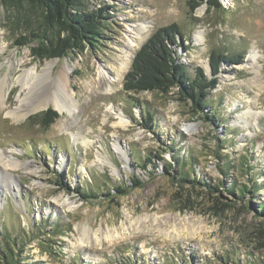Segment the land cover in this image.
Wrapping results in <instances>:
<instances>
[{
    "label": "rangeland",
    "instance_id": "obj_1",
    "mask_svg": "<svg viewBox=\"0 0 264 264\" xmlns=\"http://www.w3.org/2000/svg\"><path fill=\"white\" fill-rule=\"evenodd\" d=\"M187 1L79 0L81 12L102 9L104 14L92 29L98 33L91 34L96 46L83 42L58 58L34 54L39 38L25 39L43 34L51 51L63 36L54 27L46 29L40 9L27 0H19L18 6L0 0V82L5 78V104L0 103V241L13 237L23 244L20 258L25 260L19 264H249L250 259L251 264H264L263 225L252 210L258 199L246 194L233 201L223 187L222 193L213 191L222 182L226 187L231 181L244 183L238 168L245 161L253 168L250 174L258 175L264 200V0H218L221 8L204 3L194 12ZM144 21L149 30L131 50L125 30ZM172 23L180 28L181 42L173 47L190 74L201 66L211 76L213 50L243 57L236 64L220 62L216 87L208 93L225 130L194 116L190 105L178 99L177 88L167 93L123 89L135 52L154 31ZM251 50L257 55L252 64ZM129 57L120 83L114 82L112 91L104 94L106 81L98 85L97 68L111 66L115 72ZM48 62L52 65L45 75ZM34 67L36 74L22 88L19 77ZM61 68L68 72V89L79 101L78 119L76 112L60 113L51 103L22 118L8 113L52 95L51 78ZM90 78L96 81L87 87ZM48 108L58 116L45 129L34 115ZM145 111L153 116L152 129L143 125ZM113 113H121L127 125L118 126ZM251 113H257V120ZM216 139L233 164L227 175L214 153ZM160 153L164 160L154 157ZM175 156L185 160L188 178L196 176L210 187L176 185L163 170ZM137 159L144 168L136 167ZM129 174L144 184L102 197L103 190L119 183L130 185ZM85 187L87 196L97 198L83 199L74 191ZM59 198L68 204H60Z\"/></svg>",
    "mask_w": 264,
    "mask_h": 264
},
{
    "label": "trees",
    "instance_id": "obj_2",
    "mask_svg": "<svg viewBox=\"0 0 264 264\" xmlns=\"http://www.w3.org/2000/svg\"><path fill=\"white\" fill-rule=\"evenodd\" d=\"M6 0H2L5 2ZM32 6L40 9L43 24L46 29L54 27L57 31L63 34L59 39H55V45L51 51L46 43L42 40L43 34L37 35L36 33L29 34L28 41L31 38L35 39L38 37V46L33 49L34 54L38 53L39 56L43 54L51 55L52 57H65L68 56L69 52L75 51L82 47V43L85 42L89 46H96L97 40L91 36L93 33L92 29H97L98 20L103 18L102 9L97 12L83 11L78 8L79 0H27ZM19 0H13L14 5H19ZM189 10L194 12L196 8L204 3H207L210 7L221 8L218 0H188L187 1ZM98 37V33H93ZM180 37V28L175 23L166 25L158 28L152 33L146 41L140 46L135 52L131 61L130 67L124 75L123 89L127 93H140L145 91H158L167 93L170 88H177L178 99L187 102L190 105V111L193 115L197 116L198 119L203 122H208L215 127H224L219 123V117L215 115L217 112L215 107H212L211 102L208 99V93L211 89L216 87L217 78L216 75L219 72L220 62L228 63H240L242 56L240 55H228L227 52L220 53L219 51H211L209 64H210V77L207 75L205 69L201 66H197L193 74H190L187 65L180 61V57L177 53ZM45 41H51V39ZM19 43V42H18ZM146 112V111H145ZM37 117L39 124L45 129H48L50 125L57 118L58 113L52 108H48L39 114L34 115ZM33 118V116H30ZM223 123V122H222ZM143 125L147 129L153 127V116L150 112H146ZM226 128L224 127V130ZM218 143V149L214 151L218 162L223 161L225 167L220 166L222 173L228 174V169L233 167L225 158V154L221 151L223 149V143H220L219 139H216ZM216 149V148H215ZM244 153L241 156V160L245 158ZM154 157L164 160L162 154H156ZM240 160V159H239ZM189 161L190 160L189 158ZM136 167L144 168L139 159L134 161ZM166 166L163 167L165 173L171 175V180L176 181L175 184L179 187L188 186L187 184H197L202 186L210 187L209 184L205 183L200 178H188V174L183 172V166L185 160L183 157H174L173 162H165ZM176 167V169H175ZM225 168V169H224ZM227 169V170H226ZM252 167L249 162L241 161L239 163L238 171L241 172L242 176L246 177L244 183L239 185L231 181L230 185L226 187L225 182H222L220 187L213 186V191L216 193H222V187L225 191L230 194L234 199H242L244 195L249 194L252 199H258L252 210L256 216L260 217L264 221V200L261 201L259 197V191L263 186L258 182V175L255 173L250 174ZM242 171L244 174H242ZM130 185L125 183H119L114 187H110L109 190H103L101 192L102 197L111 196L112 192L123 194L126 190L143 185V180L138 179L136 176L128 175ZM62 187H65V183L60 180ZM70 188L69 186L67 187ZM80 197L83 199L97 198L96 196H87V188L75 189ZM234 204V202L232 203ZM251 210V211H252ZM42 229V228H39ZM53 227H51L52 231ZM1 230H4L3 224H1ZM260 230L264 233V226L260 227ZM36 237L35 239H38ZM4 241H0V264H19L25 259L20 258L21 252L23 251V244L12 237L3 238ZM10 239V241H9ZM115 262V260H114ZM253 262L250 259L249 264ZM134 264V263H126Z\"/></svg>",
    "mask_w": 264,
    "mask_h": 264
},
{
    "label": "bare ground",
    "instance_id": "obj_3",
    "mask_svg": "<svg viewBox=\"0 0 264 264\" xmlns=\"http://www.w3.org/2000/svg\"><path fill=\"white\" fill-rule=\"evenodd\" d=\"M224 3H227L229 0H221ZM229 3V2H228ZM231 3V2H230ZM148 22H138L135 24H130L127 26L125 30V36L127 40L125 42L126 46L129 47L131 50L137 48L139 46V43L142 41V38H144V35L149 30V26L147 24ZM256 50V49H255ZM257 55L254 53V51H250L248 54V60H250L251 64L254 63V61L257 59ZM130 61V57L128 58L127 62L121 63L116 68H114L115 72H113V69L111 66H103L98 67L96 70V77L98 85H101L102 80L106 81V88L103 91L104 94H108L113 89V83L119 82L122 80L124 72L128 68V64ZM52 63H46L45 67L43 68V72L46 75V72L48 69L51 68ZM36 67L28 70L23 75H21L18 79V82L21 84V87L23 88L28 84V77L33 76V74H36ZM51 77V75H50ZM95 77V75H94ZM3 78L0 82V103L5 104L4 101V93L2 90V84H4ZM52 83L55 85V91H53L51 94H44L40 98L36 99L31 104H21L19 109L16 110H9L8 113L11 116H14L15 118H22L24 117L28 112H34L42 107H45L48 104H53L54 108H56L60 113L63 111H66L70 115H74V113H77L76 118L78 119L80 109H79V101L76 99V93L73 91H70L68 89V72L66 69L59 70L54 76L51 78ZM96 79L90 78L85 85L88 87L95 84ZM97 86V85H96ZM93 87V86H92ZM100 89V87H97ZM101 90V89H100ZM107 107V106H106ZM114 114V113H113ZM244 114L249 115V110L244 111ZM253 116H255L254 120H257V113H251ZM115 115V114H114ZM117 115L121 116V113H117ZM116 116V115H115ZM116 116L118 118V121H116L118 126H126L127 122L126 120L122 119L121 117ZM247 125V123H245ZM245 125V126H246ZM117 126V127H118ZM116 127V126H114ZM188 130L190 131V127H188ZM84 144H87L86 140H83ZM116 149L122 151L121 147L116 146ZM58 202L60 204L67 203L68 201L66 199H58ZM68 204V203H67Z\"/></svg>",
    "mask_w": 264,
    "mask_h": 264
},
{
    "label": "water",
    "instance_id": "obj_4",
    "mask_svg": "<svg viewBox=\"0 0 264 264\" xmlns=\"http://www.w3.org/2000/svg\"><path fill=\"white\" fill-rule=\"evenodd\" d=\"M254 215H255V213H254ZM255 217H257V218H260V217H258V216H256V215H255ZM260 219H261V218H260ZM260 222H261V224H260V225H263V226H264V221H263L262 219H261V221H260ZM262 223H263V224H262Z\"/></svg>",
    "mask_w": 264,
    "mask_h": 264
}]
</instances>
